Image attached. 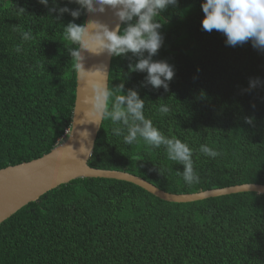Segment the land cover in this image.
<instances>
[{"label":"trees","instance_id":"trees-1","mask_svg":"<svg viewBox=\"0 0 264 264\" xmlns=\"http://www.w3.org/2000/svg\"><path fill=\"white\" fill-rule=\"evenodd\" d=\"M201 3L177 0L159 18L163 44L152 59L174 68L167 91L129 71L137 62L131 53L112 56L108 78L112 99L136 90L145 117L189 145L199 182H184L183 165L169 160L163 145L125 144L112 132L125 126L107 118L89 166L125 171L176 194L264 184V51L250 41L229 46L224 34L203 30ZM53 7L52 0H0V169L48 153L71 126L76 61L69 51L78 46L65 25L84 23L87 12L74 19ZM161 105L169 112L160 113ZM201 145L220 155L206 156ZM0 264H264V194L175 203L130 182L77 178L0 224Z\"/></svg>","mask_w":264,"mask_h":264},{"label":"clouds","instance_id":"clouds-1","mask_svg":"<svg viewBox=\"0 0 264 264\" xmlns=\"http://www.w3.org/2000/svg\"><path fill=\"white\" fill-rule=\"evenodd\" d=\"M38 2L45 6L49 4V0ZM72 3L80 8L71 9L67 4L60 7L58 0H52L54 7L49 11L60 15L68 13L75 19L81 15L80 9L88 13H104L111 9L119 21L112 28L98 20L82 24L69 22L65 25L68 38L78 46L69 51V56L76 61L78 72L82 69V49L95 54L106 51L117 57L131 53L137 57V62L129 65V71L146 73L147 84L154 89L168 90L175 74L174 68L167 61L152 58L163 44L159 18L164 11L176 5L177 0H68V4ZM201 9L204 13L201 21L203 30H216L224 34L229 46L235 47L250 41L254 49L264 51V0H202ZM22 35L28 40L32 34L29 31ZM15 50L19 52L20 48ZM256 83L258 81L250 82L252 87ZM89 87L93 95L86 97L84 103L92 105L89 112L97 118L96 122L101 123L107 118L114 125L122 123L125 127L115 126L112 132L118 137L122 136L127 145L140 139L150 147L159 148L163 145L168 159L183 165L184 182L189 185L199 182L193 167L192 149L176 137L163 135L152 120L145 117V101L136 90L130 89L126 94H117L112 99L113 92L105 82H97L96 86L90 84ZM159 112L166 114L169 107L161 105ZM200 152L212 158L220 155L207 145H201Z\"/></svg>","mask_w":264,"mask_h":264},{"label":"water","instance_id":"water-1","mask_svg":"<svg viewBox=\"0 0 264 264\" xmlns=\"http://www.w3.org/2000/svg\"><path fill=\"white\" fill-rule=\"evenodd\" d=\"M98 20L115 27L119 23L111 9L104 13H86L85 22ZM82 69L76 68L75 100L69 133L48 153L0 169V224L29 202L56 187L77 178H108L130 182L155 197L175 203L194 202L241 192L264 194V184L242 183L196 193L176 194L164 191L142 177L119 170L100 169L89 166L93 148L98 141L101 123L89 112L92 105L85 98L93 95L89 87L97 82L106 84L112 56L106 51L95 54L82 49Z\"/></svg>","mask_w":264,"mask_h":264},{"label":"built area","instance_id":"built-area-1","mask_svg":"<svg viewBox=\"0 0 264 264\" xmlns=\"http://www.w3.org/2000/svg\"><path fill=\"white\" fill-rule=\"evenodd\" d=\"M69 133V130H66L65 135Z\"/></svg>","mask_w":264,"mask_h":264},{"label":"rangeland","instance_id":"rangeland-1","mask_svg":"<svg viewBox=\"0 0 264 264\" xmlns=\"http://www.w3.org/2000/svg\"><path fill=\"white\" fill-rule=\"evenodd\" d=\"M32 133H33V131H32Z\"/></svg>","mask_w":264,"mask_h":264}]
</instances>
